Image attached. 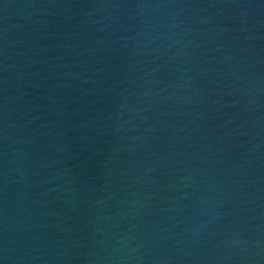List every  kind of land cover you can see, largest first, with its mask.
Instances as JSON below:
<instances>
[{"label": "water", "instance_id": "1", "mask_svg": "<svg viewBox=\"0 0 264 264\" xmlns=\"http://www.w3.org/2000/svg\"><path fill=\"white\" fill-rule=\"evenodd\" d=\"M0 264H264V0H0Z\"/></svg>", "mask_w": 264, "mask_h": 264}]
</instances>
